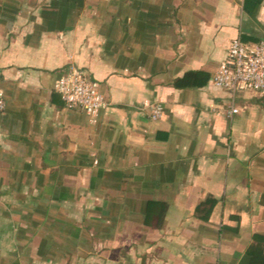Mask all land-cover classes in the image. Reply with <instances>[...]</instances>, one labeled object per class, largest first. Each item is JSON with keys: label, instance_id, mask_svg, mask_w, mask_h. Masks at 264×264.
<instances>
[{"label": "crops", "instance_id": "obj_1", "mask_svg": "<svg viewBox=\"0 0 264 264\" xmlns=\"http://www.w3.org/2000/svg\"><path fill=\"white\" fill-rule=\"evenodd\" d=\"M237 37L264 42V0H0V205L22 206L0 209L22 240L0 264L264 255V93L212 82ZM72 68L105 108L55 91Z\"/></svg>", "mask_w": 264, "mask_h": 264}, {"label": "built area", "instance_id": "obj_2", "mask_svg": "<svg viewBox=\"0 0 264 264\" xmlns=\"http://www.w3.org/2000/svg\"><path fill=\"white\" fill-rule=\"evenodd\" d=\"M213 84L221 89L233 93L248 87L264 93V42L250 50L240 37L233 39L229 55L212 79ZM55 91L60 94L70 106L82 107L88 114H92L107 106V101L98 90L96 84L87 74L77 68H72L68 74L62 75L55 82ZM6 100L0 89V112L6 110ZM164 106L160 102L150 106V118L158 121L163 117ZM238 113V109L231 108L229 114Z\"/></svg>", "mask_w": 264, "mask_h": 264}, {"label": "rangeland", "instance_id": "obj_3", "mask_svg": "<svg viewBox=\"0 0 264 264\" xmlns=\"http://www.w3.org/2000/svg\"><path fill=\"white\" fill-rule=\"evenodd\" d=\"M26 198L29 199L30 197H26ZM0 201H2L1 197H0ZM5 201H6L5 204H7L8 207H9V205H11V206H13L14 209H17V210L22 209V206H20V203L18 201H16L14 197H7L5 199ZM7 206L6 205H0V209H7L8 208ZM10 209H12V207ZM23 213L26 214L25 212H23ZM74 214H75V217L72 219H74L75 222L77 223L78 219H80V216H79L80 213L78 211H76V212H74ZM18 217H20V215ZM18 217H13L14 218L13 220H11L12 218L10 219L8 217H4V219H3L2 215L0 214V220H4L5 226H7V224H10V223H14V225H16V227H15L16 230H15L14 234H12V232H10V229H9V231L7 233H5V235H4L5 243L0 244L2 246L1 247L2 250L5 252L6 255H9L10 253H12L14 251L19 252L18 247H19V245H22V240L17 239V236L14 237V235L17 233V226L20 225ZM4 228L6 229V227H4ZM0 243H2V242H0ZM29 246L33 249V252L36 253L37 244L36 243L35 244L30 243ZM20 262H21L20 264H52L50 262L47 263V262L39 261V259L29 262V260H26L25 258H21ZM89 262L92 263V261H89ZM6 264H14V263L11 260H6Z\"/></svg>", "mask_w": 264, "mask_h": 264}, {"label": "trees", "instance_id": "obj_4", "mask_svg": "<svg viewBox=\"0 0 264 264\" xmlns=\"http://www.w3.org/2000/svg\"><path fill=\"white\" fill-rule=\"evenodd\" d=\"M178 85H181V82H178ZM249 252L251 256L250 264H264V255L260 249L254 246L250 249Z\"/></svg>", "mask_w": 264, "mask_h": 264}]
</instances>
